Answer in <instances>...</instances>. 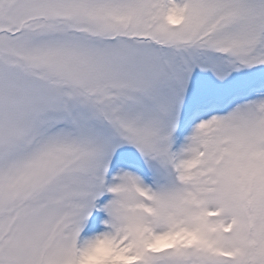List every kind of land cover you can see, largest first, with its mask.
<instances>
[{"label": "snow or ice", "instance_id": "1", "mask_svg": "<svg viewBox=\"0 0 264 264\" xmlns=\"http://www.w3.org/2000/svg\"><path fill=\"white\" fill-rule=\"evenodd\" d=\"M0 264H264V0H0Z\"/></svg>", "mask_w": 264, "mask_h": 264}]
</instances>
